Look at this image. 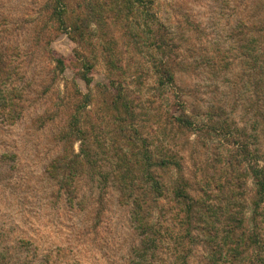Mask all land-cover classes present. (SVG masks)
Masks as SVG:
<instances>
[{
	"label": "rangeland",
	"instance_id": "374dc122",
	"mask_svg": "<svg viewBox=\"0 0 264 264\" xmlns=\"http://www.w3.org/2000/svg\"><path fill=\"white\" fill-rule=\"evenodd\" d=\"M49 1L0 0V264H264V195L248 173L256 163L264 178V0H145L76 40L62 17L86 1L61 15ZM165 57L176 80L161 87ZM119 91L129 113L112 103ZM143 142L180 159L181 171L151 165L162 193L116 182ZM75 154L72 195L50 166ZM179 175L191 216L173 194Z\"/></svg>",
	"mask_w": 264,
	"mask_h": 264
},
{
	"label": "trees",
	"instance_id": "16d2710c",
	"mask_svg": "<svg viewBox=\"0 0 264 264\" xmlns=\"http://www.w3.org/2000/svg\"><path fill=\"white\" fill-rule=\"evenodd\" d=\"M71 1L72 0H50L47 5L50 8L51 6H53L55 13L61 15V14H64L65 10L68 8ZM84 1H86L84 3V5H86L84 12L77 13V15L75 16V19L72 20L71 24H67L64 17H62L61 25H65V28L69 29L70 33L74 32V36H72V38H74L75 40L77 37L81 38V37L87 36L86 33L89 31V30L87 31V29L90 27L91 22H93L95 19L96 21H98L97 22L98 26L102 28L105 24H107L106 17L108 18L111 16V17L120 18L121 13L124 10H126L127 15H129L131 13H134L135 10H137V6H136L137 4L140 5L141 3L145 2V0H102V1L96 0L95 1L96 5H95L93 0H89V1L84 0ZM149 2L152 5L153 1L149 0ZM97 5L103 6L105 11L101 10L99 12L98 11L95 12ZM146 7H147V4H146ZM107 9H109V11L112 14H109L108 16L105 14L106 15L105 16L103 14L107 12ZM73 11L75 10L73 9ZM144 11H145V15H144L145 22L147 26H150L149 22L153 23L155 21V20L153 21L154 12L153 13L149 12L147 9H145ZM128 34H132L131 36H134L133 31L130 32L129 29H128ZM154 35L155 36L158 35V37L156 36V38H160V41H161L160 44L162 45L160 47L163 48V50H165V47H166L165 35L159 31ZM112 54L110 56V62L113 61ZM61 63L65 65L66 64L65 59L62 60ZM176 65L177 64L174 58L172 60L170 58L165 57L159 60V73H161V76H160L161 87H163L166 84H172V85L174 84L176 80V76H175ZM84 67L87 68V70L88 69L90 70L93 67V64H87V65H84ZM87 70H84L83 72H80L79 70L78 76L82 77L84 80L90 83L91 78ZM108 84L110 83H107V85ZM90 97H91L90 95H86L87 101L91 100ZM183 102L185 103V101L183 100L181 104ZM112 103H115L118 107L123 108L128 113L131 111L130 109L131 102L127 98H125L123 92H120V91L117 92ZM181 107H182V110H181L180 115L177 117V120L180 121L182 124L188 127H191L194 124V121L190 118V116L187 115L185 107L183 105H181ZM74 156L72 157L71 155H69L67 157L66 156L58 157L54 160V162L50 166L51 175L55 177L56 179H59L61 186L66 187L72 195L75 194V190H76V186L73 184L74 175L77 173L78 167L82 166L79 154H75ZM132 156L135 157V160L134 158L130 157L128 158V161H130L131 163H134L133 166L128 165L127 160H125L124 161L125 167L123 166V170L121 169L115 175L116 182L119 183V185H121L124 190L127 187H131V185H135L136 180H140V185H138V189L144 188L146 183L147 184L149 182L152 183L150 190L148 189L144 192L145 195L148 196V191L149 192L153 191L151 193H158V192L162 193L163 181L158 178H154V174L150 168L151 165L159 166L160 168L164 170H167L171 167H176L179 171L182 170L180 159L178 157H175L174 155H170V154H162L156 157L154 156V154H152L150 148L145 142L142 143L141 148L137 150L134 154H132ZM136 166L137 168H135ZM248 173L256 177L257 179L256 181H258V183L257 182L256 183L259 185L258 194L261 195V199H262L264 195V178L263 177L260 178V175L262 173V168H260L256 163H253L251 164V169L249 170ZM105 179H106V176H105ZM189 186H190V183L187 181V179H185L184 176L179 175L174 181V186H173L174 193L173 194L179 201L184 203L185 211L188 213V216H191L198 201L197 199H195V197H193L189 193ZM217 187L219 188V191H221L220 192L222 195V196L220 195V198L222 197L221 199L226 198V197L228 199L233 198V194H234L233 191L231 192V194L225 193L226 186H222L221 184H219L217 185ZM130 190H131L130 194H132V191L134 190V188L131 187ZM145 201H148V199L144 198L143 195L142 196L140 195L137 198L136 197L134 198V204L136 207L135 208V218H136V221L139 223L138 227H142L144 232H145L146 227H143L144 220L141 217V208L143 204L146 203ZM229 233L230 231H228V234ZM229 236H231V234H229ZM241 242L242 240L239 241L237 239V245L241 244ZM215 263L216 262H214V264Z\"/></svg>",
	"mask_w": 264,
	"mask_h": 264
}]
</instances>
